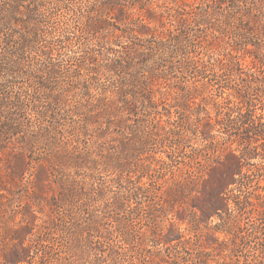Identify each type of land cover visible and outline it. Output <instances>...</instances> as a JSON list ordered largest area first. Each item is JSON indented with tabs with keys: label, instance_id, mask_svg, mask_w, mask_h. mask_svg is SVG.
Segmentation results:
<instances>
[{
	"label": "trees",
	"instance_id": "obj_1",
	"mask_svg": "<svg viewBox=\"0 0 264 264\" xmlns=\"http://www.w3.org/2000/svg\"><path fill=\"white\" fill-rule=\"evenodd\" d=\"M26 1L0 0V152L7 150L9 155L5 168L0 157V172L10 170L0 191L13 194L6 184L19 188L17 179L31 168L34 170L25 187L32 193L38 186H55L48 204L49 225L37 235L38 243L52 238L55 231L64 235L65 253L75 263L62 264H231L237 256L240 220L246 210L264 220V184L260 186L264 183V166L244 173L242 154L229 152L220 160V144L213 142L208 130L211 119L200 126L191 124L189 107L198 105L195 99L207 88L205 84L184 87L180 92L165 91L169 96L173 93L175 102L170 106L160 91L169 73L159 72L157 64L138 68L137 62L153 55L164 62L179 58L181 74L209 78L215 83L224 80V72L234 77L239 88H230L238 90L235 100L243 104L244 111L230 133L234 138L230 141L238 147L256 143L259 137L264 139V125L256 126L251 121L256 105L249 93L264 92V70L259 71L260 76L252 75L255 86L239 71L244 52L253 53L254 60L264 68V50L259 51L264 42V20L258 28L259 42L254 44L248 43L243 25L244 18L248 23L253 21V11L264 17V0H198V4L184 3L178 9L168 8L165 0L88 1L74 14L75 22L79 21L76 37L94 38L109 27L120 31L129 40L128 50L112 62L96 60L84 47L72 52L79 55L61 59L66 45L75 43L64 33L48 37L50 15L39 12L43 0H30L34 5L31 8V3L23 5ZM157 1L162 5L156 8H164L167 16L157 14L160 30L153 29L147 38L135 35L134 27L116 25L136 10L132 26L148 28L151 16L158 12L153 6ZM224 2L229 3L226 8L221 6ZM115 12L117 15L112 16ZM163 17L176 25L173 30L164 27ZM248 44L258 52H250ZM200 48L219 50L221 58L216 62L224 72L207 73L206 65L191 55ZM94 62L95 67H90ZM12 73L17 74L12 80L4 77ZM18 82L24 83L21 91L11 88ZM171 108L175 113L172 121ZM163 121L169 126H163ZM198 131L204 140L202 147L195 148L183 161L176 160L178 149L187 141L182 132L196 136ZM165 147L171 151H163L168 161L155 160L157 148ZM165 166H175L176 172L173 170L169 178ZM143 178L147 182H142ZM242 190L245 195L237 194ZM252 190L258 192L246 196ZM148 200L145 207L143 203ZM8 201L0 192V221L1 214H9L2 228L13 243L12 255L4 257L3 264H22L30 257L31 248L25 241L34 226L20 221L18 229H9L14 211L8 213L4 208L10 205ZM131 204L137 213L147 214L145 228L134 230L140 223L132 217L135 213L130 212ZM174 206L181 209L176 211L177 222L164 224ZM213 219L218 223L210 226ZM180 224H186V230L181 231ZM255 234L264 236V226L257 227ZM93 238L100 239L103 244L99 245H107V257L100 247H93ZM158 246L169 252L162 255ZM216 257L222 262L215 261ZM252 257V264H264V251L260 255L254 252ZM63 260L66 262L65 256Z\"/></svg>",
	"mask_w": 264,
	"mask_h": 264
},
{
	"label": "rangeland",
	"instance_id": "obj_2",
	"mask_svg": "<svg viewBox=\"0 0 264 264\" xmlns=\"http://www.w3.org/2000/svg\"><path fill=\"white\" fill-rule=\"evenodd\" d=\"M88 1H101V0H43V6L39 9V12L46 16H49L48 24L46 25L47 33L49 32L48 37H57L60 34H65L68 39H70V42L75 44H67L66 48L62 50L61 59L63 60L67 59V56H74L79 55L78 53H72L77 52L84 48H88L91 50L92 54L99 59H104L106 61L112 62L113 60L117 59L120 55H123L125 51L128 49L126 48L127 44L129 43L128 39L124 36H121V32L114 30L112 27H109V30L103 31L102 33L96 35V37L92 38L89 35H86L84 37H76L78 34V31L76 30V26L78 25V22H75L74 18L76 17L74 14H78L80 9L84 8L88 4ZM166 6L168 8H179L184 3L187 5H191L193 3L198 4V0H165ZM31 3L30 0L23 2V5L27 6ZM162 5V1H157L153 6L156 8V6ZM228 2H224L221 6L226 8L228 6ZM34 5L31 3L29 7H33ZM189 9V8H186ZM21 10L23 12H26V9L24 7H21ZM73 10V11H72ZM75 11V12H74ZM156 16L152 15L151 22L146 25L148 28H142L139 24H134L135 26H132V20H134L137 15L138 11L134 10L132 11V14L126 18L123 19L122 22L116 21V25L119 28H126V27H134L135 29V35L141 37V38H147L149 33L153 29L160 30V22L161 20L160 16L157 15L159 12L163 13L164 16H167L166 12L164 11V8H156ZM174 12V11H172ZM117 15V12L112 14V16ZM253 21L248 23L245 19V22L243 23L244 28L246 30V36L248 43H258L259 39V32L258 28L260 26V21L264 20V17L260 18L258 16V13L256 11L252 12ZM147 22V21H145ZM162 22L164 23V27L166 29L173 30L176 26L174 23L171 25L168 20L163 17ZM20 27V26H19ZM52 30V28H54ZM140 31V32H139ZM116 36H120V38H117ZM2 37V36H1ZM210 40V38L208 37ZM226 41L231 43L230 38H226ZM80 44V46L77 45ZM203 44V43H202ZM77 45V46H75ZM205 45V44H204ZM262 45L260 47L259 51L264 50V42L260 43ZM77 47H80L77 48ZM250 52H258L256 51L251 44H248L247 47ZM221 52L219 50H201L197 49L196 53L191 54L193 58L198 63H204L206 65L207 73L212 74L214 72L222 73L224 70L220 71L221 69L218 67V63L216 62L217 58H221ZM53 56L56 57L55 52H53ZM160 56L153 55V56H146L143 60H139L137 62V67L140 68L141 66H155L157 64L158 71H166L168 72V80L165 83H162V87L160 89L161 92L165 94L166 101L165 103L168 105H174L175 100L172 98L174 91L180 92L184 87H190L192 85H197L198 87H202L203 84L207 87L204 91H201V95L197 96L195 99V102L198 105H190L189 112L190 114V122L191 124L196 126L199 124H205L209 119L210 126L208 127V130L210 131L211 138L213 142L220 144V160L224 159L228 156L229 152H232L236 156H239L242 154L243 160L242 161V172L254 171L257 169H261L264 166V139L263 137L258 138V142H254L251 144L244 143L241 146H237L236 143H231V139H234L230 136V133L233 132V128L237 126L238 119L240 118V113L244 111L243 104L237 103L235 100L237 97L238 90H233L230 87H235V89H238V85L234 82V77H231L228 75V73H223L224 80L218 81V83L213 82L209 78L207 79H201L200 77H196L193 75L188 74H181L180 69L178 68V60L179 58L173 60L168 59L167 61H161L159 60ZM173 61V64L171 63ZM241 70L239 71L241 77L249 82L252 86H255V80L252 75L258 74L260 76L259 71H263L264 68H261L259 63L254 60L253 53H243L241 54ZM95 63L90 64V67H95ZM28 64V63H25ZM26 67V66H25ZM93 71V70H92ZM264 75V73L262 74ZM16 73L12 74H5L4 77L6 79L12 80L11 77H16ZM99 77V76H97ZM264 77V76H263ZM1 80V78H0ZM96 79H92V82H95ZM103 81V79H102ZM239 83V81H238ZM237 83V84H238ZM10 83L8 86L10 87ZM11 88H14L17 91H21V88L24 89V83L18 82V86H11ZM20 88V89H19ZM10 89V88H9ZM203 90V89H202ZM165 91H172V95H168ZM241 93L244 94L243 91ZM249 94L251 96L254 104L256 105V110L254 113V117L251 121H253L256 126L258 125H264V92L262 91H256ZM157 98L159 97V94H156ZM243 99V98H242ZM215 104H220L219 107H217ZM171 117L170 121L175 119V113L173 111V108H171ZM208 112V113H207ZM208 116V117H207ZM133 118V117H132ZM165 120L167 118H164ZM187 119V118H186ZM228 119L230 121H228ZM185 120V119H184ZM163 126L168 127V123L166 121L161 122ZM226 125H228L230 128H227ZM194 128V127H193ZM201 128V127H200ZM182 135L186 141V144L183 147H180L177 151V159L178 161H183L185 157L192 154L195 148H201L202 144H204V140L202 139L201 132L198 131L197 135H190L187 132H182ZM157 151H159L157 154L154 155L155 160H165L168 161V158L166 154L163 151L171 152L169 147L165 148H157ZM162 151V152H160ZM7 150H2L0 152V157L3 159L2 161V168H5V159L8 158L9 155H7ZM15 153L18 154L19 151L15 150ZM248 155V156H247ZM247 157H251V159H246ZM10 158V157H9ZM155 164V161L153 162ZM217 164V163H216ZM218 165V164H217ZM215 165V166H217ZM32 166L36 169L37 165L33 162ZM165 174H167V178H169L170 173L174 170L176 172L175 166L174 167H168L165 166ZM34 169L31 168V170H27L23 172L22 179H17V183L20 185V187H15L10 184L7 185V189L10 191H14L13 194H10L8 191H0L5 196L9 198L8 203L10 205H5L4 208L14 211V215L12 216L13 222L8 223L9 229H18V223H21L22 225H25L26 223L29 224L30 227H32L31 224H33L34 229L32 230L31 234H28L26 236L25 245L30 246V257L28 260L22 264H62V263H70L74 258L70 257L69 255H66L65 253L66 248L65 245L67 243V238L61 236L60 232L55 231V234L53 232L52 238L43 239L41 243H38L37 235L44 231V227L49 225V214L50 210L48 207V204L50 202V198L53 195V191L55 190L54 185H45V186H38L37 188H34L33 191L35 193H32V189H27L25 186L29 179V173ZM2 170L0 172V187L3 185L2 183L7 181L8 178L7 173L10 172V170ZM256 181V177L254 178ZM142 182H147L146 178H143L141 180ZM264 183L260 182V186H262ZM257 190V188H254ZM1 190V188H0ZM243 192H237V194L245 195V190H242ZM258 191L252 190L250 191V196L253 197L254 194H256ZM2 203L7 204L6 200L3 199ZM150 201H145L143 205L145 207L148 206ZM232 201L229 202V206H232ZM3 206H0V210H2ZM131 211L135 214L132 215L134 218L135 223H140L139 225H136L134 227V230H139L143 224L146 222L147 214L145 212H139L135 210L136 207L134 204L130 205ZM177 210H181L178 207L174 206V209L171 210V212L168 213L166 216V220H164V224H167L169 222H177ZM137 213V214H136ZM199 214V212H198ZM3 215L2 220L0 221V264L4 263V257L9 258L11 257V250L13 247L12 241L9 239L8 235L5 233L3 227V224H6V221L9 216V214H1ZM31 215L34 216L36 219H31ZM138 215V216H137ZM234 215V214H233ZM11 216V215H10ZM199 216V215H198ZM263 223V217L258 216L256 213L252 212L251 210L247 209L245 214L241 217L240 224L242 227V231L240 233V238L237 240L238 243V249L236 250V257L233 259V262L231 264H252V255L254 252H256L258 255H260L261 252L264 250V236H261L259 234H255L257 227L264 226ZM218 223V220L213 219V222L210 224V226L215 225ZM108 225H106L107 227ZM181 231L186 230L187 225L186 224H180L178 225ZM145 228V226H143ZM143 228V229H144ZM187 234V232H185ZM252 234H254L252 236ZM218 236V234H217ZM8 237V238H7ZM223 236H220V239H222ZM93 247L98 248L103 251L102 255L103 257H107L108 251H107V245L104 244V246L99 245L101 243L100 239L93 238ZM115 240V238H114ZM37 241V242H36ZM117 241V239H116ZM100 242V243H98ZM40 244V245H37ZM117 243V242H115ZM103 244V243H101ZM148 245H151L150 242L147 243ZM36 245V246H35ZM119 245V244H118ZM37 247V248H36ZM255 249H258L255 251ZM158 251L161 252L162 255H165L166 252H169L165 250V248L158 246ZM262 255V254H261ZM65 256L66 262L63 260V257ZM58 259V260H57ZM215 261H218L219 263L222 262V259L219 257L215 258ZM137 262V260H135ZM72 263H75L73 261ZM71 263V264H72ZM82 264H89L88 262H82Z\"/></svg>",
	"mask_w": 264,
	"mask_h": 264
}]
</instances>
